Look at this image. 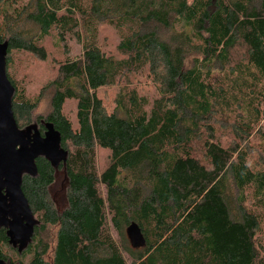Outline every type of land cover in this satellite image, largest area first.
Returning <instances> with one entry per match:
<instances>
[{"label": "trees", "instance_id": "16d2710c", "mask_svg": "<svg viewBox=\"0 0 264 264\" xmlns=\"http://www.w3.org/2000/svg\"><path fill=\"white\" fill-rule=\"evenodd\" d=\"M103 25L118 36L114 54ZM50 36L64 54L50 110L32 122L39 98L10 70L15 57L45 62ZM0 43L16 126L52 125L67 152L57 167L38 157L37 175L22 176L37 224L20 253L0 228L3 264H264L263 155L253 162L243 146L264 144V0H0ZM97 150L109 153L102 172ZM56 172L67 183L60 209L48 193ZM131 223L141 248L129 243ZM47 228L57 230L51 258Z\"/></svg>", "mask_w": 264, "mask_h": 264}, {"label": "water", "instance_id": "95a60500", "mask_svg": "<svg viewBox=\"0 0 264 264\" xmlns=\"http://www.w3.org/2000/svg\"><path fill=\"white\" fill-rule=\"evenodd\" d=\"M7 44L0 43V228L6 229L11 247L22 252L30 242L35 222L22 190L24 174L37 175L38 157L57 167L67 158L60 146V136L50 124L45 125L43 136L35 128L20 130L14 121L11 98L14 89L5 73ZM131 247L144 246L139 227L131 223L126 229ZM0 264H3L0 261Z\"/></svg>", "mask_w": 264, "mask_h": 264}, {"label": "rangeland", "instance_id": "374dc122", "mask_svg": "<svg viewBox=\"0 0 264 264\" xmlns=\"http://www.w3.org/2000/svg\"><path fill=\"white\" fill-rule=\"evenodd\" d=\"M3 1L11 2V0ZM27 29H30V27H27ZM100 39L101 45L106 50V52L114 54L115 48L118 44L117 34L108 26L103 25L100 31ZM45 49L47 53V60L45 62H39L35 58L28 56L15 57L14 64L10 70V75L16 82L18 88L20 89L22 87L24 89L27 99H31V101H34L39 98L38 106L32 113V122L38 121L40 117L45 116L50 110V102L53 96V91L47 85L56 78L58 67L57 63L61 61L64 54L63 49H61L54 36H50L46 39ZM68 49L69 53H71L72 56L79 55L81 51L79 45H77L74 41H70L68 43ZM241 55L242 52L240 50H236L235 52L232 51L230 56L231 62H239V57ZM224 68L217 66L215 72L220 71L219 69ZM143 87H148V89H143ZM140 88L143 93H150L151 95L153 92V89H150V85L146 84L145 81L140 83ZM112 93L113 91L109 90V92H101L100 96L105 99V97L109 98ZM65 110L66 117L74 121L75 103L67 102L65 105ZM216 121L219 122L218 126L221 127L222 118H216L215 122ZM222 126L226 127V123H224ZM26 128H35L38 131L39 125H31ZM221 134L224 136V138L228 136V134ZM246 145H248L250 149L251 161L254 162V160H256V157L259 155V152H261L263 155V157H261V160L264 162V144L261 143V140H259L258 137L250 138L243 144V146ZM108 156L109 153L107 151L97 150L96 159L93 166L95 169H97L98 172H102L107 166ZM263 162L260 163L262 164V167H264ZM66 185L67 183L64 174L62 172H56L55 182L49 188L48 193L50 199L55 202V206H57L59 209L63 208L66 204ZM99 191L102 195L105 194V189L103 187H99ZM33 221L36 225L37 222L34 218ZM56 232V228H47L45 233H43V240L47 242L49 246V258H51L52 255L51 247L54 243ZM112 233L114 234V232ZM258 249L261 255L264 257V238H262V240L260 241Z\"/></svg>", "mask_w": 264, "mask_h": 264}, {"label": "flooded vegetation", "instance_id": "af4514ba", "mask_svg": "<svg viewBox=\"0 0 264 264\" xmlns=\"http://www.w3.org/2000/svg\"><path fill=\"white\" fill-rule=\"evenodd\" d=\"M44 134V133H43ZM43 134H41V136H43Z\"/></svg>", "mask_w": 264, "mask_h": 264}]
</instances>
